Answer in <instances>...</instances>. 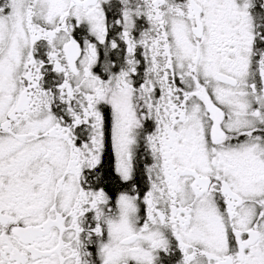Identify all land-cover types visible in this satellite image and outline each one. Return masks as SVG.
Masks as SVG:
<instances>
[{"label":"snow or ice","instance_id":"6c2138e0","mask_svg":"<svg viewBox=\"0 0 264 264\" xmlns=\"http://www.w3.org/2000/svg\"><path fill=\"white\" fill-rule=\"evenodd\" d=\"M0 264H264V0H0Z\"/></svg>","mask_w":264,"mask_h":264}]
</instances>
